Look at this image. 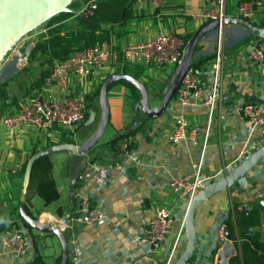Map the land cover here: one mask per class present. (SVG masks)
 Instances as JSON below:
<instances>
[{"label":"crops","instance_id":"0c3cea01","mask_svg":"<svg viewBox=\"0 0 264 264\" xmlns=\"http://www.w3.org/2000/svg\"><path fill=\"white\" fill-rule=\"evenodd\" d=\"M209 1L166 0L164 5L157 7L153 0H137L128 21L105 22L101 26L104 29L113 28L111 42L122 51L130 41L152 39L161 32L181 36L194 33L204 24L199 17ZM243 1L228 0V15L238 17V6ZM85 3L81 0L77 12ZM62 26L63 33L77 30L80 27L77 13L63 22ZM49 28H41L28 35L26 40L31 39L21 44L22 50L30 43L36 45L42 37H46ZM215 40L216 32H212L200 43L202 49L198 54H213ZM258 40L240 26L226 27L220 95L212 115L203 101L183 107L176 95L162 117L143 121V115L140 112L138 116L137 112L139 101L132 97L131 89L120 82L113 85L108 92L110 122L106 131L110 129L109 138L103 143L99 142L93 151L85 155L64 152L67 153L66 164L61 166L58 174L51 161L60 199L50 206L45 205L34 188L24 192L20 174L34 150L61 142L62 130L53 132L51 139H48L29 127L12 132L2 123L5 116L16 111L25 99L40 90L33 89L32 85H36L44 76L43 73L50 69L44 61L40 62L38 64L42 68L38 75L30 77L32 73L35 74L33 68L38 64L33 65V68L30 65L39 61L22 63L8 56L6 62L0 65V86L8 84L6 104H15L8 108L6 104L0 107V252H3L1 237L6 230H18L26 235L28 248L22 256H15L5 250L0 256V264H60L62 245L59 239L29 226L30 229L26 228L19 218L18 206L23 202L32 217L39 220L44 213L53 216L73 214L82 198L88 199L93 208L99 209L103 219L92 227L78 228L65 234L72 264L165 262L179 232L185 231L188 206L186 200H179L173 193L171 181L191 174L198 164H201L204 175L213 178L206 185L220 181L232 168L246 160L253 153L252 146L262 139L261 132L252 128L251 123L240 113L245 103L264 102V65L257 66L247 58ZM120 68H112L100 80L92 79L89 89L92 94L88 98L95 97V92L100 88L94 89L97 82L101 86L109 75L120 73ZM211 68L212 64L207 73L201 72L205 81L203 99L210 92ZM142 69L146 73L144 81L152 79L162 86V91L149 89L150 98L151 92L154 97L152 106H159L173 71ZM165 73L169 75L167 82L161 79ZM94 104L99 120V98L94 100ZM181 115L186 117L192 135L173 143L169 135L176 128V118ZM93 126H90L88 135L97 123ZM140 127L141 130L134 136L125 137L130 144L134 142L131 155L119 156L117 151L106 145L125 132L130 133ZM77 137L78 134H75L74 140L79 145L87 136L82 135L79 141ZM90 166L106 170L104 182L89 180L82 183L78 180L79 174ZM244 182L234 183L228 190L199 205L196 213L197 242L191 264H219L217 254L212 259L208 254L219 214L226 215L220 235L228 233L230 237L227 242L235 249L228 263L264 264V159L247 173ZM162 207L173 210L174 224L163 248L154 250L143 239L156 210ZM228 220L232 222V232L226 231ZM258 220L259 224L248 225ZM251 229L253 231L250 233ZM184 244L185 233L178 245V252L183 250Z\"/></svg>","mask_w":264,"mask_h":264},{"label":"built area","instance_id":"2783aa9c","mask_svg":"<svg viewBox=\"0 0 264 264\" xmlns=\"http://www.w3.org/2000/svg\"><path fill=\"white\" fill-rule=\"evenodd\" d=\"M155 6L164 5L166 0H153ZM98 0H90L82 5L77 15L84 18L91 17L97 9ZM228 0H210L202 10L199 19L205 24L210 21H218L219 28L216 31L215 59L211 68L210 92L206 99L202 98V87L205 81L202 73L192 67L183 78L177 93V101L183 107L196 105L203 101L212 115L217 104L222 81V72L225 58V30L223 22L228 17ZM238 17L248 21L259 18L264 13V1L244 0L238 6ZM185 36V35H183ZM183 36L172 32H161L152 39L130 41L121 51L123 61L132 65H140L145 69H161L173 71L180 63L186 47ZM21 44L9 55L17 58ZM247 58L254 64L264 61V38H259L257 45L250 49ZM25 63L22 59H19ZM121 67L119 51L113 42L98 43L91 48L75 51L64 60L54 61L51 65L49 76L45 79L42 88L34 96L25 99L13 114L2 119V123L12 132L29 127L39 134H46L51 139L53 132L67 130L74 132L80 125L79 122L87 120L88 97L92 94V79L100 80L104 73L112 68ZM100 83L95 84L98 89ZM100 89V88H99ZM240 113L247 119L252 128L262 134V139L252 146V151L264 146V104L248 102L241 106ZM192 135L189 123L185 116L176 118V128L169 135V139L176 143ZM128 139H121L117 144L119 156L132 154L129 149ZM106 170L98 166H90L78 176L80 182L89 180L104 182ZM211 177L202 172L201 164L194 166V171L185 176L175 178L170 187L179 200H186L187 204L196 194L205 188ZM103 219L102 212L93 208L88 199L82 198L73 214L66 216L42 214L41 222L50 224L64 234L73 232L78 228L92 227ZM174 224L173 210L162 207L156 210L149 223L148 230L143 241L154 250H159L165 245ZM253 229L250 230V233ZM223 236V235H222ZM184 237L181 230L174 241L169 257L165 264H174L179 256L178 245ZM3 252L9 250L15 256H22L28 248V238L21 231L6 230L1 237ZM191 264V263H189Z\"/></svg>","mask_w":264,"mask_h":264},{"label":"water","instance_id":"95a60500","mask_svg":"<svg viewBox=\"0 0 264 264\" xmlns=\"http://www.w3.org/2000/svg\"><path fill=\"white\" fill-rule=\"evenodd\" d=\"M75 1L77 0H0V65L6 62L8 56L24 38L49 22L53 17L61 13H77V11L71 7L72 3ZM219 26L220 23L218 21H210L203 24L193 33L186 44L181 63L171 74L168 82V89L159 106H152L149 89L143 81L124 73H113L109 75L100 87L99 120L98 113L95 110H90L89 117L85 122L76 123V125H83L84 127H90L97 123L96 128L79 145L76 144V142L54 143L37 150L31 155L25 166L22 183L24 192H26L30 186L33 169L39 159L59 152H67L72 155H85L96 148L110 122L108 92L113 85L119 82L131 84L139 91L141 114L148 119H158L162 117L176 97L183 78L192 67L200 43L212 32H216ZM223 26L225 28L228 26H240L248 31L251 36L257 39L264 38V27H259L253 21H248L241 17L228 16L224 20ZM34 50L35 44L30 43L24 50L21 49L19 51L17 59H22L25 63H29ZM260 65H264V61L257 64V66ZM259 103L264 104L262 101ZM263 159L264 146L253 152L241 164L232 168L222 180L206 185L205 188L199 191L189 202L185 217V244L174 264H189L193 259L197 242L196 213L199 205L209 200L214 195L228 190L236 182H239V184H242L244 181L246 182L247 173ZM18 208L19 214L27 226L41 233L54 235L59 239L62 245V260L60 264H72L69 261V241L67 236L58 228L30 216L23 202L19 203ZM225 219V214H219L216 221L214 238L208 251L209 258L211 259L217 254V261L219 264H229L228 259L235 254L234 246L227 242L230 237L229 234L225 233L223 236L220 235V230ZM162 264H165V262Z\"/></svg>","mask_w":264,"mask_h":264},{"label":"trees","instance_id":"16d2710c","mask_svg":"<svg viewBox=\"0 0 264 264\" xmlns=\"http://www.w3.org/2000/svg\"><path fill=\"white\" fill-rule=\"evenodd\" d=\"M84 2H88V0H83ZM137 0H98L97 9L95 13L89 17L84 18L80 15L78 16L80 27L77 30L63 33L62 23L74 16L71 13H61L55 17H53L49 22H47L49 31L46 37H42L38 42H36L35 50L32 54L31 60L29 63L34 61H40L42 58L46 59L45 64H51L54 61L64 60L69 57L72 53L78 50H82L85 48H91L96 46L98 43L103 42H111V32L112 29H104L101 25L102 23H115L118 21L126 22L131 18L132 8L134 3ZM264 1V0H262ZM81 0H77L72 3L71 7L73 9H79ZM77 11V10H76ZM228 13V8H227ZM254 23L259 27H264V13L254 21ZM193 33H189L183 36L184 40L187 42L192 37ZM119 51V62L121 63V68L119 70L120 73L128 74L136 79L143 81V77H146V73L144 69L140 66H135L130 63L123 61V56L121 54L120 48H117ZM202 49V46L197 48V55L193 60L192 68L198 72H208L209 67L211 66L213 60L215 59V54L209 55H199ZM40 55V56H39ZM26 71V70H25ZM51 71V67L49 72H44V76L41 80L35 85H32V88L41 89L44 85L45 79L49 76ZM146 87L148 89H155L158 91H162L161 84L155 82L152 79H148V81H144ZM120 84H124L129 87L132 91L133 98L136 101H139L140 94L139 91L129 83L120 82ZM7 83H4L0 86V107L6 104V100L8 99L7 93ZM38 89V90H39ZM100 95V89L95 92V97L88 98V106H87V119L89 117L90 110H96L97 106L94 104V100L98 99ZM15 103L8 105L6 108L11 107ZM17 111V110H16ZM11 112L10 114L15 113ZM142 120L145 121V117L141 116ZM83 129L82 135L83 137L88 136L90 131V127H84L83 125L79 126L74 132L62 130L63 137L61 142L66 143H75L74 136L79 133L80 129ZM124 133L107 143L106 145L113 151H117L118 142L129 136H134L139 130ZM134 142L129 145V149H133ZM36 152L34 150L32 155ZM49 156L43 157L39 159L33 169L32 178L30 182L29 188H34L36 194L44 201L46 206H50L51 204L57 202L60 199V193L57 188V184L53 178V164L48 158ZM27 163V162H26ZM25 166L20 174V177H24ZM27 213L32 216L31 212L27 210ZM20 220L23 222L24 226L30 229L27 224L22 220L19 214ZM17 224V223H16ZM15 224V225H16ZM259 224V220L256 223H248V225ZM226 231L232 232V222L228 220L225 224ZM36 264H43L37 262Z\"/></svg>","mask_w":264,"mask_h":264},{"label":"rangeland","instance_id":"374dc122","mask_svg":"<svg viewBox=\"0 0 264 264\" xmlns=\"http://www.w3.org/2000/svg\"><path fill=\"white\" fill-rule=\"evenodd\" d=\"M48 23H46V24H44L43 26H41L40 28H38L37 30H39V29H41V28H45V27H47L48 25H47ZM36 31V30H35ZM34 31V32H35ZM25 39V41L23 42V40L21 41V43L20 44H24V43H26L27 42V40H30L31 38H28L27 40H26V38H24ZM19 44V45H20ZM18 45V46H19ZM17 46V47H18ZM46 62V59L45 58H42L41 59V61H39V62H36V63H34V64H31L30 66H31V68H33V65H35V64H38V63H40V62ZM37 66V67H36ZM47 68H48V70L50 69V67H51V64H47ZM40 68H42V66H40V64H38V65H35V67L33 68V70H34V72H35V74H31L30 75V77H34L33 75H38V71L40 70ZM28 71H30L31 69H27ZM168 74H164V77H161V79L162 80H165L166 82L168 81ZM144 81V80H143ZM153 94H152V92H151V101H152V104L154 103V100H153ZM140 106H139V104L137 103V112H138V116H139V113H140ZM94 127V126H93ZM82 131H83V129L81 128L80 129V131H79V133L77 132V134H78V141H79V139H80V137L82 136ZM42 135H44L45 137H46V134L45 133H43ZM109 136H110V129H108L107 131H106V133H105V135L103 136V138H102V140L100 141V143H103V142H105V141H107V139L109 138ZM49 160L50 161H52L54 164H55V167H56V170H57V174L59 173V170H60V168H61V166H64L65 164H66V159L65 158H67V153H64V152H59V153H57L56 155H50L49 157Z\"/></svg>","mask_w":264,"mask_h":264}]
</instances>
